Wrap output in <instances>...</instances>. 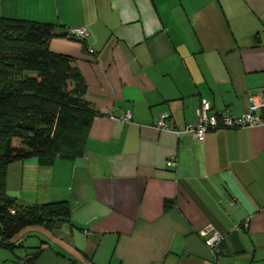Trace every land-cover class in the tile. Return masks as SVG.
<instances>
[{"label": "crops", "instance_id": "1", "mask_svg": "<svg viewBox=\"0 0 264 264\" xmlns=\"http://www.w3.org/2000/svg\"><path fill=\"white\" fill-rule=\"evenodd\" d=\"M0 14L87 30L84 45L55 37L49 50L75 60L97 114L81 158L8 166L7 195L66 201L71 224L25 229L0 264L39 248L34 264H264V126L203 142L153 126L194 125L201 99L240 117L264 96V0H0ZM208 225L223 237L215 258Z\"/></svg>", "mask_w": 264, "mask_h": 264}, {"label": "trees", "instance_id": "2", "mask_svg": "<svg viewBox=\"0 0 264 264\" xmlns=\"http://www.w3.org/2000/svg\"><path fill=\"white\" fill-rule=\"evenodd\" d=\"M55 37L68 38L63 27L0 14V248L11 252L22 247L13 240L25 229L50 232L71 218L66 201L24 205L7 195L8 166L35 158L51 167L81 158L97 115L84 99L75 60L49 50ZM41 252L26 263L34 264Z\"/></svg>", "mask_w": 264, "mask_h": 264}, {"label": "built area", "instance_id": "3", "mask_svg": "<svg viewBox=\"0 0 264 264\" xmlns=\"http://www.w3.org/2000/svg\"><path fill=\"white\" fill-rule=\"evenodd\" d=\"M66 32L68 38L80 43L85 42L88 38V32L84 27L69 28ZM88 52L89 54H93L94 51L88 48ZM167 118V114H160L155 125H153L154 128L159 131L170 132L177 136L181 134H192L199 142H203L208 132L218 129L251 130L255 127L264 126V96H253L246 111L240 117H235L227 111L218 112L212 109L207 100L201 99L196 113V123L194 125H187L183 130L170 127L166 122ZM119 120L130 122L131 113L127 112ZM166 166L170 169L176 168V158H169ZM244 225H247V223H244ZM199 235L211 255L215 258L223 242V237L214 231L210 225L203 228L199 232Z\"/></svg>", "mask_w": 264, "mask_h": 264}, {"label": "rangeland", "instance_id": "4", "mask_svg": "<svg viewBox=\"0 0 264 264\" xmlns=\"http://www.w3.org/2000/svg\"><path fill=\"white\" fill-rule=\"evenodd\" d=\"M13 164H14V163H13ZM11 165H12V164H11ZM11 165H10V166H11Z\"/></svg>", "mask_w": 264, "mask_h": 264}]
</instances>
